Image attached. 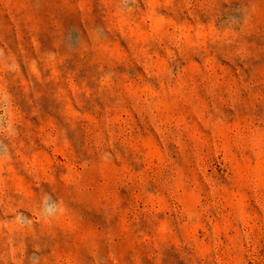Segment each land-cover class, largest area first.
Segmentation results:
<instances>
[{
	"label": "rangeland",
	"instance_id": "374dc122",
	"mask_svg": "<svg viewBox=\"0 0 264 264\" xmlns=\"http://www.w3.org/2000/svg\"><path fill=\"white\" fill-rule=\"evenodd\" d=\"M0 264H264V0H0Z\"/></svg>",
	"mask_w": 264,
	"mask_h": 264
}]
</instances>
